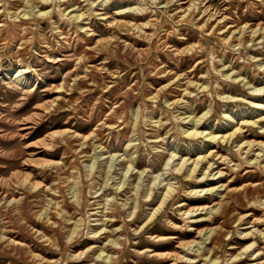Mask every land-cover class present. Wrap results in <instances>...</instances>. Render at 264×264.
Here are the masks:
<instances>
[{"label": "clouds", "instance_id": "clouds-1", "mask_svg": "<svg viewBox=\"0 0 264 264\" xmlns=\"http://www.w3.org/2000/svg\"><path fill=\"white\" fill-rule=\"evenodd\" d=\"M222 2L231 8L234 0ZM236 2L242 11L233 16L223 8L210 9L209 0H135L136 7L122 11L150 19L122 25L108 23L106 10L117 0H0V71L5 61L16 67L7 87L20 94L12 111L52 74L37 61L69 47L70 40L87 41L79 56L62 58L73 63L62 72V86L45 89L60 94L39 106L43 111L38 118L12 119L8 114L15 131L4 135L15 138L16 149L0 152L13 161L0 163V170L10 172L0 175L5 186L0 188V241L6 247L15 243L8 233L27 231L34 245L39 242L41 250L58 254L55 264H122L133 244L162 239L147 234L159 220L195 233V239L180 245L185 253L180 258L188 264H264V142L244 138L246 132L264 133V117L242 122L227 137L201 130L215 127L213 117L217 123L221 118L236 123L227 102L237 97L224 94L225 85L264 94V87H254L241 74L246 67L264 72V0ZM95 21L104 22L113 35L93 43ZM116 29L147 42L140 54L127 45L119 57L123 66L113 59L121 43ZM172 37L186 46L177 50L168 43ZM161 54L172 64L186 57L185 65L192 66L180 71ZM112 64L117 65L114 77L105 67ZM4 83L0 78V87ZM198 105L204 109L199 114ZM61 113H69L64 119L68 127L36 141L59 158L38 162L39 171H19L31 163L26 157L36 155L25 143L29 132L21 129L30 131ZM206 141L226 154L212 150L196 159L182 156L193 142ZM246 167L258 174L255 183L236 188L213 183L225 176L235 180ZM192 182L211 186L193 189ZM185 197L210 198L211 203L177 212L186 207ZM254 210L260 213L257 218H252ZM169 213L183 223H173ZM33 222L46 225L45 230L31 228ZM236 237L247 243L240 247ZM88 240L95 243L83 247ZM24 248L27 259L46 264Z\"/></svg>", "mask_w": 264, "mask_h": 264}, {"label": "rangeland", "instance_id": "rangeland-1", "mask_svg": "<svg viewBox=\"0 0 264 264\" xmlns=\"http://www.w3.org/2000/svg\"><path fill=\"white\" fill-rule=\"evenodd\" d=\"M185 5H181L184 7ZM136 7L135 0H117V3L111 6L107 11L109 15L108 23H111L112 20L119 21L122 25L128 24H146L150 19L149 16L142 15L134 12H126L122 11V9H129ZM210 9H226L225 15H233L235 16L239 12L242 11V6L240 8L237 7V2L234 0L232 7L228 8L222 0H209ZM260 19H264V16L260 17ZM231 22V21H229ZM250 22L258 23L259 19H253ZM94 30L98 33V35L92 40L95 43L96 40L102 38H108L113 35V31L106 27L104 22L95 21ZM67 31V27L64 28ZM115 34L120 38V44L117 47V51L113 57L114 60L117 61L118 64L123 66L122 60L119 59L120 56L125 52L127 45H132L133 48L137 50V54L147 47V42L141 39L136 38L135 36L129 35L125 32H121L119 29L115 30ZM83 37V33L80 34ZM175 41V37L169 39L168 43L172 44L174 48L177 50L185 47V42ZM193 42V41H189ZM87 45L86 40H70V46L61 50L56 55H49V58L46 60L37 61L38 66H44L48 69H51V75L46 78V83H44L36 93H33L31 96L27 98V100L20 104L19 107H15L14 111H12V107L17 105L20 100V94L13 92L11 89L7 87L8 78L11 74L14 73L16 67L10 65L7 61H5L4 70L0 71V78L4 80V85L0 87V117H4L0 119V152L3 153H13L16 149V140L15 138L4 135V133H12L15 131V126L9 122L8 114L11 112L12 119H19L25 116H36L37 118L40 116V113L43 111L42 107L46 101H50L54 99L59 92H48L45 91L46 88H52L57 86H62L64 83L62 72L67 71L68 68L66 65H70L72 61H63L64 56L77 55L79 56L81 52H83L84 47ZM258 54L256 52L253 53ZM162 55V58L166 63H169L170 66L178 67L180 71H186L187 67H191V64L185 65L186 57H178L174 64L169 62L166 57ZM95 64L97 70H99L100 65L96 61H92ZM194 63V62H193ZM116 64H112L111 66L105 65L108 70L109 75L115 76ZM57 69L61 70V73H57ZM202 70H198V73ZM244 75L248 82L251 83L254 87L260 88L264 87V72H256L253 71L250 67H246L245 71L241 73ZM224 94L230 95L233 97H237L235 101L227 102V109L229 111V115H232L235 119L236 123L232 124V122L225 123L223 118H221L220 122L217 123L215 117L211 118V123L215 125L214 128H208L202 126L201 130L212 131L215 134H222L226 131H231L235 129L239 124L244 121L255 120L264 116V112L262 109L255 107L256 104L260 103L264 105V94L252 95L247 91L243 90V86L241 85H225ZM264 109V108H263ZM204 109L202 106H197L198 114L202 112ZM69 113H61L55 117H50L47 120H43L40 123H37L35 127L21 129L22 132H29L28 137L26 138L25 143L29 144L30 147L28 151L30 153H35V157H26V159H30L31 163L24 165L23 168L19 169L21 172L31 173L34 169L39 171L37 167V163L46 164L47 162L53 163L59 157L54 153L49 152L46 148H43L37 145L36 141L42 139L49 132H56L62 127H68V125H64V119H66ZM26 123L31 126L33 121L29 120ZM207 123V122H206ZM74 131L79 132L80 128L72 126ZM88 129L87 131H90ZM223 131V132H222ZM87 135V132L82 133ZM260 135V136H259ZM245 139L247 140H259L264 142V133L259 131H251L246 132ZM224 142H221L223 144ZM204 144L209 145V147L205 148ZM201 144L200 142H193L192 147L183 151L181 154L184 157L193 159L198 154H205L206 151L215 150L221 155H225L226 153L221 151L219 147L215 143H208L207 141ZM212 148V149H211ZM205 152V153H204ZM51 154V155H50ZM0 163L5 165H11L13 163L12 158L10 156H0ZM48 163V164H50ZM16 170V169H12ZM242 175H238L235 180L231 179V176H225L219 178L218 181L213 183H225L228 184L229 188L240 187L242 184L246 183H255L257 179H259L258 174H253L248 171L247 167L242 170ZM10 172L6 173L3 170H0V175L7 176ZM40 179V177H37ZM229 181H231L229 183ZM193 183V189L196 187H208L211 186L208 182H200L199 184ZM5 186L0 183V188H4ZM162 198V197H161ZM160 198V199H161ZM187 202L186 207L182 206L179 211H186L188 208H197V207H207L209 203H211L210 198H184ZM159 202V201H158ZM153 206V210L158 206V203ZM260 215L258 210L253 211V217L257 218ZM169 219L173 220V223L182 224L183 221L180 219L179 215H173L172 213L168 214ZM202 225H193L195 228H199ZM264 227V225H260ZM31 228L37 229L38 231H43L46 228V225L33 222L31 223ZM147 234L151 236H158L162 239L159 242H153L148 239H141L140 244H133L132 248L124 254L122 264H170L172 262V257L167 256V254H185L183 250H181L180 245L189 242L195 239V233L190 231H181L179 228H171L164 225L161 221H157L152 225L151 228L147 229ZM184 235V236H183ZM171 236H175V238H170ZM8 239L10 241H14L11 246L6 247L4 242L0 241V264H36V261L29 260L25 257L24 252L26 251L24 246L27 245L32 249V252L35 253L39 257H43L46 261V264H55V261L58 259V254L54 252H50L46 247L41 250V245L39 242H35L33 244V237L28 234L27 231L17 232L15 234L8 233ZM164 242V243H163ZM235 242L239 244V246L243 247L247 241L242 240L240 237L235 238ZM92 243H95L94 240H88L84 243L83 247H89ZM151 248L152 250L148 251L146 249ZM161 247V248H160ZM180 247V248H179ZM168 248V249H167ZM78 250H82L78 249ZM159 253H166L165 256H162ZM191 257V254H189ZM104 264H110V262L105 261ZM179 264H188L187 260L182 259V262Z\"/></svg>", "mask_w": 264, "mask_h": 264}, {"label": "bare ground", "instance_id": "bare-ground-1", "mask_svg": "<svg viewBox=\"0 0 264 264\" xmlns=\"http://www.w3.org/2000/svg\"><path fill=\"white\" fill-rule=\"evenodd\" d=\"M128 23V22H127ZM95 26V25H94ZM109 70V69H108ZM258 105H261L260 103H258V104H256L255 105V107H257V108H260V109H262V112H264V109L262 108V107H258ZM262 117V116H261ZM260 117V118H261ZM264 117V116H263ZM260 118H257V119H255V120H258V119H260ZM250 121V120H249ZM25 128H29V127H25ZM25 128H22V129H25ZM202 131H206V130H202ZM232 131H234V129L233 130H231V131H226V132H224V133H222V134H218V133H214V132H212V134L213 135H216V136H224V137H227V135L230 133V132H232ZM207 132V131H206ZM223 132V131H222ZM260 136V135H259ZM253 140H255V139H253ZM208 143H214V142H212V141H207ZM223 142V141H222ZM212 149V148H211ZM214 150V149H213ZM212 151V150H211ZM205 153V152H204ZM206 154V153H205ZM51 155V154H50ZM201 155H204V154H198L195 158H193V159H196V158H198L199 156H201ZM221 155V154H220ZM190 159V158H189ZM48 163H50V162H47L46 164H48ZM181 163H183V161H181ZM162 198H161V201L163 200V196H161ZM194 198H196V197H194ZM159 203V202H158ZM158 206H159V204H158ZM158 206H156V207H158ZM155 207V208H156ZM197 208H203V207H197ZM187 211V210H186ZM184 236V235H183ZM170 238H175V236H171ZM164 243V242H163ZM185 243H187V242H185ZM241 247V246H240ZM161 248V247H160ZM180 248V247H179ZM168 249V248H167ZM146 250H148V251H150V250H152L150 247L148 248V249H146ZM181 250H183V252H184V249H182L181 248ZM153 251V250H152ZM159 254H161L162 256H165L166 255V253H159ZM167 256H171L172 257V262L170 263V264H179L180 262H182V259L180 258V257H183L184 256V254H179V253H176V254H167Z\"/></svg>", "mask_w": 264, "mask_h": 264}]
</instances>
